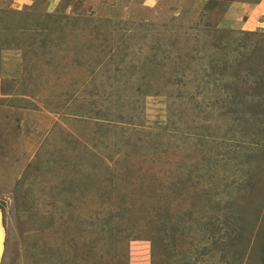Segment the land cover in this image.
Masks as SVG:
<instances>
[{"label": "rangeland", "instance_id": "1", "mask_svg": "<svg viewBox=\"0 0 264 264\" xmlns=\"http://www.w3.org/2000/svg\"><path fill=\"white\" fill-rule=\"evenodd\" d=\"M213 3L0 0L3 39L46 13L63 37L0 50L1 264H264V203L255 216L238 191L264 158L247 101L264 92V13L241 30ZM159 207L182 215L175 241Z\"/></svg>", "mask_w": 264, "mask_h": 264}, {"label": "trees", "instance_id": "2", "mask_svg": "<svg viewBox=\"0 0 264 264\" xmlns=\"http://www.w3.org/2000/svg\"><path fill=\"white\" fill-rule=\"evenodd\" d=\"M26 15L27 14H25V16ZM0 18H2V17L0 16ZM42 18H43L42 24H40V23L36 24L35 27H33V26L29 27L28 25H24V26L21 27V30H18V33L13 34L15 36H13V35H11V36L8 35L7 36L6 35L7 36L6 39H3L4 37L2 35L3 34L2 32L5 33V30L6 31L10 30L9 32H11L12 28H8L7 29V28H5V26L2 27L0 25V50L3 49V48H6V49H12V48H14V49L19 48L20 49L21 48V49H23L24 48L23 45L26 44L27 42L29 43L31 41H34L33 39H35V40L36 39H41V42L39 41L40 45L41 44H47V43H50V42L51 43H57V40H63V37H62V39L57 37V40L54 39V41L53 40L48 41V39H50L52 37V34H54L56 32V31H52L48 27V23H50V21H52V19L54 18V15L53 14L51 15L50 13H48V14L46 13V14H44V16ZM14 30L15 29H13V31ZM28 33H30V36H28ZM245 33L249 34L251 32H245ZM11 40H13L12 43H10ZM6 42H7V45L5 44ZM195 56H198V55H195ZM100 63L103 64L104 61H100L99 64ZM100 65H98V66H100ZM254 96L255 95H251L249 100H247V101H249L250 107L254 106L253 105L254 102H258L260 106H264V92L262 94H260V95L258 94V96H256L257 99L252 100V102H251L250 99H252ZM250 111L252 112V110H250ZM246 132H248V131H246ZM246 144H248V143H246ZM246 146H248V145H246ZM262 147H264V143L263 142H261L259 144V149H261ZM259 149L257 148L256 149L257 151L252 150V153L249 154V155L252 156L255 152H256V154L259 153ZM251 159H252V162H256V168L254 167L253 170L248 171V176L245 175V177H244L245 182L242 183L241 185H239L240 187H238V191H239V193H241V191H242L241 196H243V194L245 192L247 198L253 199V204H252L253 214L255 216L256 215L258 216V215L261 214V211H262L261 206H263V203H264V200H263V198H264V166H263V163H262L264 161V158L262 156V152H261V156H257V158L256 157H249V160H251ZM226 163H228V162H226ZM223 167H224V165H223ZM202 170H203V168H202ZM211 173H212V170L210 168H208L206 171L202 172L197 177L200 178L203 182L205 180L204 178L209 177V180H212V182H213V181H215L214 177H216L217 174H216V172L214 173L215 175H213ZM211 177H213V179ZM176 179L177 178L175 177V180ZM201 180H199V181L196 180V182L193 185H195V186H196V184L197 185H200V184L202 185L203 182H200ZM176 181L179 183V185H178V183H175V181H174L173 183H171V185H169L168 189L169 188L171 189L170 186H173V187L168 192L165 191V187H160L161 190L158 192L159 196H161V197L165 196V198L168 199V201L171 200V202L168 203L170 205L174 204V201L177 200L176 197H174V196L180 190L181 187L185 186L184 183L186 182V178H183V179H180V180L177 179ZM243 185H245L244 188H243ZM229 186L230 185H227L223 189L224 192H222V191L219 192V193H222V196H224V198L227 197L228 196L227 195L228 192L231 191L230 190L231 188ZM216 189L218 190L219 188L216 187ZM226 190H228V191H226ZM156 193H157V191H156ZM219 193L217 192L216 194L218 195ZM222 199H223V197H222ZM27 201L26 200H21V197H18V202L16 203V209L18 207L19 213H20L21 209L23 211L25 207L27 208V206H29ZM1 206H4V203H2ZM252 209L250 207V209H249L250 213H252ZM177 210H178L177 208L164 209L163 207H159V208H156V210L154 212L155 214L158 215V216H156V217H158L157 218L158 221H159V219L163 221L162 224L164 223L165 228H166V232L171 231V233H170V238L171 239L170 240H174L175 239V232H176V230H178V229H176L177 225H178V227L181 226V224L178 223V222L181 220L182 215L181 214H177ZM154 213H152L151 215L154 216ZM165 217H166V219H165ZM168 217H169L170 221L173 223V226H172L171 229H175L174 231H172L170 229V227L167 226V223L169 222ZM174 218H176V220H173ZM177 219H180V220L177 222ZM176 223H177V225H176ZM161 239H162L161 237L157 236V240H158L159 243L162 241ZM153 244H154L153 245L154 246L153 252H154L155 251V246L157 245V242H154ZM164 250L167 251V248L164 249ZM261 251L262 252L260 253V256H262V259L264 261V249H262ZM160 262L154 260L153 264H160Z\"/></svg>", "mask_w": 264, "mask_h": 264}, {"label": "crops", "instance_id": "3", "mask_svg": "<svg viewBox=\"0 0 264 264\" xmlns=\"http://www.w3.org/2000/svg\"><path fill=\"white\" fill-rule=\"evenodd\" d=\"M214 5L224 1V15L227 21H232L236 29H248L247 20L249 21L255 11L261 10L264 13V0H207ZM212 4V5H213ZM226 9V10H225ZM230 19V20H228ZM264 19V18H263Z\"/></svg>", "mask_w": 264, "mask_h": 264}, {"label": "water", "instance_id": "4", "mask_svg": "<svg viewBox=\"0 0 264 264\" xmlns=\"http://www.w3.org/2000/svg\"><path fill=\"white\" fill-rule=\"evenodd\" d=\"M2 223H3V215L2 212H0V227H3ZM5 240H6L5 235H2L0 232V264L2 263V258L5 252Z\"/></svg>", "mask_w": 264, "mask_h": 264}, {"label": "bare ground", "instance_id": "5", "mask_svg": "<svg viewBox=\"0 0 264 264\" xmlns=\"http://www.w3.org/2000/svg\"><path fill=\"white\" fill-rule=\"evenodd\" d=\"M2 231H3V228H2ZM0 232H1V229H0ZM2 235H4V231H3Z\"/></svg>", "mask_w": 264, "mask_h": 264}]
</instances>
